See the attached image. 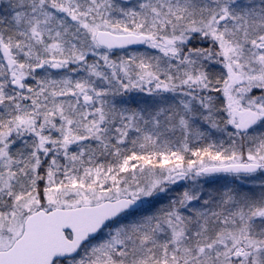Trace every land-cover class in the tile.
I'll return each instance as SVG.
<instances>
[{"label": "snow or ice", "instance_id": "obj_1", "mask_svg": "<svg viewBox=\"0 0 264 264\" xmlns=\"http://www.w3.org/2000/svg\"><path fill=\"white\" fill-rule=\"evenodd\" d=\"M0 264H264V0H0Z\"/></svg>", "mask_w": 264, "mask_h": 264}]
</instances>
